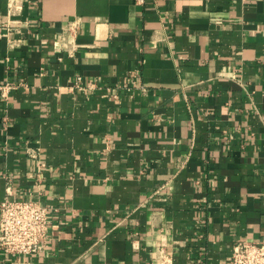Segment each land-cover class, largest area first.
I'll list each match as a JSON object with an SVG mask.
<instances>
[{
	"label": "crops",
	"instance_id": "1",
	"mask_svg": "<svg viewBox=\"0 0 264 264\" xmlns=\"http://www.w3.org/2000/svg\"><path fill=\"white\" fill-rule=\"evenodd\" d=\"M7 85L0 202L48 206L51 239L0 264H231L264 241V0H0Z\"/></svg>",
	"mask_w": 264,
	"mask_h": 264
},
{
	"label": "built area",
	"instance_id": "2",
	"mask_svg": "<svg viewBox=\"0 0 264 264\" xmlns=\"http://www.w3.org/2000/svg\"><path fill=\"white\" fill-rule=\"evenodd\" d=\"M12 88L8 85L1 87L2 95L6 97V91ZM72 89L92 92L101 88L85 84L84 77L78 76ZM103 97L116 101L120 98L110 89ZM31 155L39 158L35 153ZM50 213L51 209L39 200H14L9 196L3 199L0 202V253L6 258L42 253L51 239ZM231 264H264V241L237 243L233 248Z\"/></svg>",
	"mask_w": 264,
	"mask_h": 264
}]
</instances>
